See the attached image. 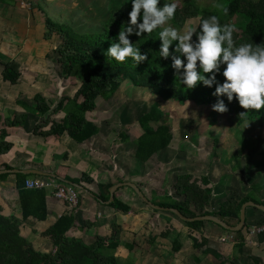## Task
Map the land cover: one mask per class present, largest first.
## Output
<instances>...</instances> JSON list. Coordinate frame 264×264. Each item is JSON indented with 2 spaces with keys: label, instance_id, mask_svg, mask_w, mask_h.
Segmentation results:
<instances>
[{
  "label": "crops",
  "instance_id": "obj_1",
  "mask_svg": "<svg viewBox=\"0 0 264 264\" xmlns=\"http://www.w3.org/2000/svg\"><path fill=\"white\" fill-rule=\"evenodd\" d=\"M36 1L30 0V8H21L10 0H0V133L5 131L4 140L11 145L7 152L0 153V170H19L0 173L7 174L0 177L2 214L21 219L18 182L37 176L52 178L74 188L78 202L72 210L45 190V219L28 217L20 227L21 234L38 250L52 249L50 239L41 233L69 210L73 211L75 225L67 234L85 243L95 236L109 235L110 225L118 224L121 231L115 256L133 258L135 264H228L232 257L240 264H264V239L252 231L253 226L264 222V213L256 207H246L245 222L236 235L208 220L190 228L172 213L149 207L127 185L119 186L113 198L129 209L109 206V187L124 182L134 183L150 201L164 196L176 198L172 184L177 174L185 172L209 181V212L217 211L220 200L233 198L238 202L249 191L252 198L246 201L264 206V125L244 121L230 130L223 126L169 125L172 138L168 146L141 162L134 155V141L142 132L138 118L157 99L150 92L138 93L145 87L132 86L125 79L108 99H95L94 110L85 117L97 129L89 138L76 142L67 132L58 136L34 134L40 117L50 114L60 102L64 106L80 83L59 72L53 52L60 38L57 34L44 37V20L49 15ZM11 60L19 64L20 76L15 83L5 80L1 73L2 63ZM35 96H41L48 106L44 115L32 108ZM184 103L202 107L191 101ZM64 115L58 106L50 120L59 122ZM12 120L21 124L9 125ZM250 150L253 156L248 161ZM26 170L38 173H24ZM100 195H108V199ZM165 230L167 236H161ZM227 233L233 234L234 242L219 240ZM191 236L198 242L205 239L206 244L196 248ZM175 239L179 243L176 250Z\"/></svg>",
  "mask_w": 264,
  "mask_h": 264
},
{
  "label": "trees",
  "instance_id": "obj_2",
  "mask_svg": "<svg viewBox=\"0 0 264 264\" xmlns=\"http://www.w3.org/2000/svg\"><path fill=\"white\" fill-rule=\"evenodd\" d=\"M170 0H161V4ZM227 9L225 13L224 9ZM131 10L130 0H120L111 7L107 17L102 24L101 30L91 32H79L69 26L54 22L49 17L45 18L44 37L57 34L60 43L55 47L53 60L59 68V72L65 78H77L80 83L74 96L66 99V103L60 102L53 108L54 112L59 108L65 111L61 121H51L50 115L40 117L33 129L36 135H60L67 132L76 142H82L95 134L97 129L93 123L85 118V113L94 110L95 99L101 96L108 99L118 89L120 84L129 80L136 87L148 88L156 97L162 100H172L178 103L191 101L196 105L207 106L212 117L229 114L236 126L244 121L264 120V106L261 109H244L235 98L229 102L226 96L216 97L212 95L216 84L212 87L204 86L198 82L197 85L188 89L180 82L178 73L171 66V57L164 59L159 56L160 40L158 32L171 25L181 29L189 18H198L196 30L199 31V24L202 19L215 15L221 25L228 24L234 28L232 38L234 45L250 43L254 46L259 44L264 47V0H215L209 6L197 4L194 0H186L177 4L173 18L161 28L151 33H142L137 37L134 34L129 37L130 42L138 47L142 53H147V58L134 64L131 58L124 62H117L107 56L106 50L110 43L115 40L119 30H123ZM139 22V17H138ZM196 39L195 33L192 37ZM175 43V42H174ZM172 46H170V52ZM183 60V57H181ZM225 65L220 66V72L216 74V81L223 83L222 71ZM199 70V69H198ZM182 71V69H181ZM2 76L10 83H15L20 76L19 64L13 60L2 63ZM209 74L205 73L207 77ZM217 99L224 101L227 111L218 112L212 109L211 105ZM36 112L44 115L48 111L41 96H35ZM30 109V107H26ZM142 132L136 137L135 157L141 162L149 159L155 152L165 149L171 141L172 134L165 113L160 108L158 101H153L147 111L138 118ZM21 124L12 120L9 125ZM49 128L45 130V127ZM5 131L0 133V153L7 152L11 145L4 140ZM242 148V147H241ZM239 152L242 150L239 149ZM251 151V153H250ZM247 153V160L253 156L252 150ZM0 174V177L6 176ZM20 175V174H19ZM22 176V175H21ZM38 177V176H37ZM25 180V179H24ZM21 219L4 215L0 206V264H135L133 258H126L120 262L115 256L119 244L121 227L113 223L110 225V234L107 236H95L90 243H85L81 238L67 234V231L75 224L73 211H67L60 215L41 235L50 239L52 249L41 251L21 234V222L28 217L43 220L46 217V192L43 189H28L17 183ZM173 194L164 196L160 200L151 199V202L162 207L176 208L185 217L200 215H214L229 225H235L238 221L241 204L248 198H252L249 191L248 196L236 202L233 198L222 199L218 203L215 213L209 212L206 207L211 201V188L209 181L203 178H196L189 173H180L172 184ZM259 190V186H253ZM101 199H108V195H100ZM109 206L121 211H127L128 205L123 204L115 197ZM171 213V212H170ZM174 215V214H173ZM175 216V215H174ZM177 217V216H176ZM178 218V217H177ZM190 228H197L203 224V220L183 221ZM219 226V225H218ZM241 230L235 231L240 234ZM161 236H167V230L161 231ZM193 239V246L196 248L206 244L205 239L199 242L196 237ZM153 240H151L152 242ZM241 243V241H240ZM238 243V246H240ZM178 240H174L173 249L178 248ZM207 249V248H206ZM220 261V255H216ZM223 262V261H222ZM228 264H240L235 257L228 258Z\"/></svg>",
  "mask_w": 264,
  "mask_h": 264
},
{
  "label": "clouds",
  "instance_id": "obj_3",
  "mask_svg": "<svg viewBox=\"0 0 264 264\" xmlns=\"http://www.w3.org/2000/svg\"><path fill=\"white\" fill-rule=\"evenodd\" d=\"M130 2L129 19L110 43L106 54L121 63L131 58L136 65L147 58V53L135 47L129 37L133 34L139 37L142 33L148 34L161 28L173 18L177 3L176 0L163 4L161 0ZM224 11L227 13L226 8ZM233 31L231 25H221L215 15L202 19L199 31L189 28L181 34L171 25L163 27L158 32L159 56L164 59L171 57V66L186 88L192 89L198 82L207 87L215 83L212 95H224L229 102L235 95L242 108L259 110L264 106V47L250 43L234 45ZM194 33L195 40L192 39ZM221 65H225L221 73L225 79L223 83H218L216 74L220 72ZM205 73L209 75L206 77ZM211 107L218 112L227 111L221 99H217Z\"/></svg>",
  "mask_w": 264,
  "mask_h": 264
},
{
  "label": "rangeland",
  "instance_id": "obj_4",
  "mask_svg": "<svg viewBox=\"0 0 264 264\" xmlns=\"http://www.w3.org/2000/svg\"><path fill=\"white\" fill-rule=\"evenodd\" d=\"M184 1L186 0H176V3L181 4ZM194 1L199 5L209 6L214 3L215 0ZM36 2L39 7L47 9L46 12L49 18L54 22L69 26L79 32H91L102 29V24L107 17L109 9L116 6L120 0H37ZM197 24V17L189 18L186 20L184 26L177 30L183 34L189 28H196ZM73 79L79 82L77 78ZM73 82L75 81L73 80ZM149 92L151 96L159 102L160 108L165 113L166 121L170 126H223L225 130H230L234 127V120L229 114L212 117L210 109L207 106L195 107L190 105V103H178L168 99H158V97L147 88H141L138 91L140 94H148ZM85 117L88 118V112L85 113ZM257 122L261 124V126L264 125V120L250 121L248 124H258ZM229 135L232 136L231 133H229ZM235 135L237 137L239 134ZM123 256L124 255L120 254L116 257L120 262H123L126 259Z\"/></svg>",
  "mask_w": 264,
  "mask_h": 264
},
{
  "label": "built area",
  "instance_id": "obj_5",
  "mask_svg": "<svg viewBox=\"0 0 264 264\" xmlns=\"http://www.w3.org/2000/svg\"><path fill=\"white\" fill-rule=\"evenodd\" d=\"M14 2L18 7L21 8H30V0H10ZM24 186L28 189H43L50 192V194L62 202H65L69 208L72 210L76 209L78 202L77 191L69 186H64L57 182L55 179L42 178V177H33L26 178L24 180ZM253 232H257L262 235L264 239V222L260 225H255L252 227ZM221 242H234L233 234L227 233L220 236L219 239Z\"/></svg>",
  "mask_w": 264,
  "mask_h": 264
},
{
  "label": "water",
  "instance_id": "obj_6",
  "mask_svg": "<svg viewBox=\"0 0 264 264\" xmlns=\"http://www.w3.org/2000/svg\"><path fill=\"white\" fill-rule=\"evenodd\" d=\"M8 171L14 172V171H19V170H14V169L13 170L12 169L0 170V173L8 172ZM23 172L24 173H38V171H34V170H26V171H23ZM122 185H127V186L131 187L132 190L135 192V194L143 202H145L149 207H151L152 209L171 212L172 214H174L175 216H177L179 219H181L183 221H193V220H199V221L208 220V221H212V222L216 223L217 225H219L221 228H223L225 230H229V231H238V230H240L243 227V224L245 222V209H246V207L253 206V207H256L257 209H259L260 211H262L264 213V206L263 205L255 204L252 201H246L240 207L239 215H238V222L235 225H229L225 221L221 220L219 217L214 216V215H200V216H195V217H185L176 208H173V207H162V206H159L157 204H154L149 199H147L143 195L141 190L132 182L118 183V184H115V185H112L111 187H109V192H110L109 200L113 199V192L119 186H122Z\"/></svg>",
  "mask_w": 264,
  "mask_h": 264
}]
</instances>
